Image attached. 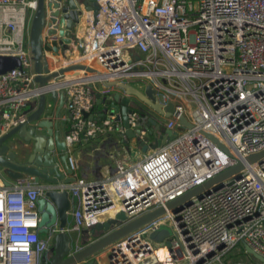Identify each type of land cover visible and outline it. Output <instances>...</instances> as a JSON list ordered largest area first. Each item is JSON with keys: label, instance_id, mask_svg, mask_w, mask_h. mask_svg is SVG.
I'll return each mask as SVG.
<instances>
[{"label": "built area", "instance_id": "2783aa9c", "mask_svg": "<svg viewBox=\"0 0 264 264\" xmlns=\"http://www.w3.org/2000/svg\"><path fill=\"white\" fill-rule=\"evenodd\" d=\"M94 1L96 14L81 5L82 32L73 37L75 53L63 66L82 62L102 73L73 74L75 70L55 83L68 113L63 138L69 166H77L70 150L81 139L114 129L127 139L112 117L91 115L92 84L100 76L151 83L163 106L174 104L164 124L176 135L138 160H118L114 174L97 179L27 178L5 184L0 175V264H47L59 230L56 225L44 235L39 230L37 201L48 188L77 196L70 211L73 229L119 210L129 221L264 149V0ZM36 5L37 0H0V54L21 60V67L0 73V135L37 102L40 89L29 46ZM180 95L190 96L195 105L187 108ZM181 115L190 125L180 122ZM138 117L137 111L129 114L132 126ZM160 225L169 226L171 234L154 245L144 234ZM238 244L264 257V157L104 250L107 264H254L228 257Z\"/></svg>", "mask_w": 264, "mask_h": 264}, {"label": "water", "instance_id": "95a60500", "mask_svg": "<svg viewBox=\"0 0 264 264\" xmlns=\"http://www.w3.org/2000/svg\"><path fill=\"white\" fill-rule=\"evenodd\" d=\"M93 1L37 0L30 20L29 46L35 73L34 80L40 90L35 107L27 113L22 121L0 135V175L5 184H10L13 180L23 182L27 178L48 182H69L75 179L72 175L73 170L67 162L69 152L66 142L60 136L58 129L59 112L63 108L64 97L63 93L57 90L55 83L60 75L75 70L84 71L86 74H101L102 72L98 68L82 62L70 63L51 70L46 48L57 53H64L72 42L73 34L80 23L81 3L86 8H93L94 14H96L97 7L93 5ZM14 67H21L19 56L0 54V73ZM100 81L104 89L102 92L96 93L98 99L94 109L97 105L99 119L110 116L113 121L119 122L124 127L127 139H134L145 147L144 138L153 137V147L156 148L176 135L174 129L167 128L164 124V120L173 113L174 104L169 101L163 106L159 102L156 87L151 83L139 80L142 85L137 86L133 85L128 78L126 80L107 79L103 76H100ZM49 99L58 101V104L53 112L46 114L47 100ZM144 108L152 110L157 116H147L146 119L139 116L137 123L132 126L129 114L133 111L140 113ZM87 114L85 112V115ZM179 120L182 124L190 125L184 115H181ZM148 124H152V126L148 127ZM143 127L147 128L144 132H142ZM164 127L165 132L160 133ZM210 137L215 139L212 135ZM15 139L24 144L20 151L12 149V142ZM221 146L224 148L223 145ZM55 151L59 153L58 156L55 155ZM263 157L264 149L249 154L242 161L167 201L165 206H159L133 220L127 221L123 210L115 212L113 216L104 221L98 220L89 228L90 234L95 239L78 249L73 248V250L69 245L67 226L69 213L76 205L77 196H70L67 189L48 188L37 202L40 211V232H47L52 225H57L59 229L54 236V253L49 264H99L101 259L95 258L89 262H85V260L123 235L163 214L166 209L175 211L191 202L194 196L199 197L211 189L219 187L229 176H238L246 163L260 161ZM170 234L169 226L160 225L150 233V237L160 241ZM245 248L255 257L264 261V257L250 246L245 245Z\"/></svg>", "mask_w": 264, "mask_h": 264}, {"label": "crops", "instance_id": "0c3cea01", "mask_svg": "<svg viewBox=\"0 0 264 264\" xmlns=\"http://www.w3.org/2000/svg\"><path fill=\"white\" fill-rule=\"evenodd\" d=\"M82 5V3H81ZM82 32V22L79 23V25L76 28L75 34H73V37L77 38L80 36ZM54 42V41H53ZM54 44V43H53ZM73 42H71L68 47L65 49L64 53H57L54 52L50 48H46V54L49 60V67L51 70L57 69L60 66H63L64 60L67 59L69 56L75 53V48H73ZM73 74H84L81 70H76L75 72H72ZM93 89H94V95H95V104L97 102V92H102L104 89L103 84L99 80L93 81ZM33 104V102H31ZM58 104V101H54L52 99L47 100V107H46V114L48 112H53V110L56 108ZM93 117H96L99 119L97 105L95 109L93 110ZM69 124L68 120V113L64 108H62L59 112V119H58V129L60 136L63 138L65 131L67 130ZM152 124H148V127H151ZM147 130L146 127L142 128V132ZM165 132V127L162 129L160 133ZM116 133V134H115ZM159 133V134H160ZM125 143V145H122V143ZM126 142L129 143V145L142 147V144H139L134 139H123L119 132L114 130H106L103 132L98 133L94 137H90L87 139H81L77 143H75L70 150V154L76 159L77 166L73 170L72 175H74L75 178H84V179H97L101 178L107 175H112L116 172V163L118 160H126L125 155L120 150V146L122 149L125 150L127 148ZM153 137L151 138H144V144H146L145 148L150 147L153 149ZM12 149L16 150L15 145L19 143V140L15 139L13 142ZM124 147V148H123ZM55 155H59L58 152L55 151ZM124 157V158H123ZM140 159V158H138ZM137 159V160H138ZM62 169V167L60 166ZM113 216V212L106 213L104 215H101L98 220L104 221L108 217ZM71 220L72 216L71 213H69V222H68V230L67 233L69 234V245L71 246V250L78 249L82 247L83 245L89 243L95 237L90 234L89 228L91 225L89 224H83L79 227V229H73L71 228ZM57 226V225H56ZM87 226V228H85ZM54 244V239H53ZM54 253V247L53 245L50 246V249L48 251V257L51 258L50 254ZM101 259L99 264H107V255L105 250H100L96 253H94L92 256L87 258L85 262H89L92 259Z\"/></svg>", "mask_w": 264, "mask_h": 264}, {"label": "rangeland", "instance_id": "374dc122", "mask_svg": "<svg viewBox=\"0 0 264 264\" xmlns=\"http://www.w3.org/2000/svg\"><path fill=\"white\" fill-rule=\"evenodd\" d=\"M84 1H88V0H84ZM91 4V3H90ZM93 5L96 6L95 1H93ZM26 43L27 40L25 39ZM77 46L80 48V42H77ZM128 80L133 84V85H142V82L138 80V78L136 77H128ZM181 98V101L185 104V106L187 108H192L195 103L193 102V100L191 99L190 96H184V95H180L179 96ZM29 105H27L24 110H28ZM93 113V111H92ZM91 113V115H93ZM116 134V133H115ZM130 140V139H129ZM122 145H125V143L121 142ZM126 144L128 145L127 148L122 149V147L120 146V150L121 152H123V154L125 155V158L127 162H132L137 160L138 158L143 157L145 154H147L148 152H150L152 149L150 147L145 148L144 146L142 147H137V146H133V145H129L128 142H126ZM124 148V147H123ZM124 158V157H123ZM42 235H44V232L42 233ZM145 237H147L148 239H150L154 245H156L157 243H161V242H156L157 240L154 238L150 237V234H144ZM161 241V240H160ZM231 258H245L247 260L252 261L254 264H264V261L260 260L259 258L255 257L253 254H251L250 252L244 250L240 244L236 245L234 248H232V250L229 252ZM50 256H52V253L50 254ZM47 264H49V257L47 258Z\"/></svg>", "mask_w": 264, "mask_h": 264}, {"label": "flooded vegetation", "instance_id": "af4514ba", "mask_svg": "<svg viewBox=\"0 0 264 264\" xmlns=\"http://www.w3.org/2000/svg\"><path fill=\"white\" fill-rule=\"evenodd\" d=\"M138 114H139V116H142L143 119H146L147 116H153V117L157 116V114L155 112H153L152 110H149L147 108L141 109L140 113L138 112ZM23 146H24L23 142H21L19 140V143H17L15 145V147H16L15 151H20L23 148Z\"/></svg>", "mask_w": 264, "mask_h": 264}]
</instances>
